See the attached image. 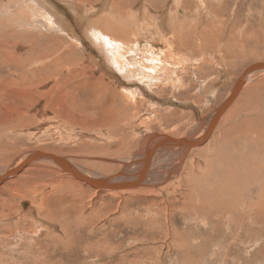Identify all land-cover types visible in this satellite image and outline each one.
Masks as SVG:
<instances>
[{
    "label": "rangeland",
    "instance_id": "rangeland-1",
    "mask_svg": "<svg viewBox=\"0 0 264 264\" xmlns=\"http://www.w3.org/2000/svg\"><path fill=\"white\" fill-rule=\"evenodd\" d=\"M141 1L135 0L131 10L134 11L136 8L135 12L146 15L149 20L156 18V16L157 18L162 16L171 4V1L168 2L169 4H167V1L165 3L163 1L164 5L162 4L163 6L161 5L158 9L145 11ZM195 1L189 0L188 4H192H186L187 7L185 6L186 9L189 8L190 10L193 6L196 7L197 9L192 8L195 12L189 9H187V12L190 14L198 13V19L200 14L201 22L206 19L204 22L209 25L210 20V25L214 24L212 27L216 29H203L204 32L206 31L205 35L203 34L204 39L195 38L193 31H191V37L194 36L192 40L194 39L195 44L193 48L192 44L191 46L188 44L189 47L175 53L192 61L188 64L183 61L180 64L181 66L178 65L176 68L172 65L174 68L170 66L172 68H168L170 71L163 67V70L168 73L164 75V83L160 81L158 83L160 85L157 87L144 88V91L142 90L144 94L140 97L143 101H138L136 104L128 101L133 106L134 113L119 124H114V129L108 123L104 124V121H101L100 124V121H97L98 115L95 116L96 122L94 120L78 121L79 116L74 115V123L68 121L69 126L66 118L69 117V114L63 109L64 106L60 105L63 102L61 97L64 96L65 90L64 92L63 90H55L53 95L42 94L43 96L40 95L43 93L42 91L36 96L39 98H35L38 105H31L25 109L22 95L24 92L27 94L29 90L26 91L27 89L24 90L13 86V84H7L9 87L11 86L10 89L6 85L9 81L8 78H10L9 75L4 74L6 72L0 73L3 78L0 77V90L3 87L5 89V91H0V173L12 168L24 155L42 151L46 153L54 152L53 154L57 153V156L75 160L74 164L78 165L80 170L88 172L92 176H111L116 170L127 169L129 172L125 176L131 178L132 175L138 173V164L126 167L119 161L118 163L101 160L103 158L123 160L139 154L148 135L153 136L154 133L195 138L201 136L199 133L208 125L210 116L216 106L221 104L229 94L234 80L240 76L247 66L256 62H264V0H208L209 3L206 4L207 13L203 10L204 7L200 5L201 0ZM53 4H55V0ZM209 6L213 8L211 9ZM60 8L64 13L66 8L62 6ZM221 14L223 17H219ZM218 22L220 25L224 24L225 26H220ZM193 42L191 41V43ZM145 45L146 43L142 42L138 50L143 52L145 47L149 48V45ZM132 46V48H128V50L131 49L129 52L135 49L134 44ZM152 46L157 56H161L162 59L167 58L166 54H163L166 51L164 45L154 42ZM200 46L202 47L201 50H199ZM192 62L194 63L192 64ZM171 70L174 74L173 78L178 76L183 80V87L178 89L179 86H175L174 83L171 84V80H173L170 76L172 74ZM107 77L120 89L143 88L136 83H130L128 86L118 83L119 81L115 78ZM168 79H170L169 83L167 82ZM48 83V90L54 87L52 82ZM66 84L63 82L60 86L65 87ZM169 84L171 85L169 86ZM210 88L217 89L214 98H211ZM18 89L21 90H19V93ZM11 91H15L14 94ZM16 92L18 95L15 94ZM239 96L228 113L218 122L215 135L226 131L225 128L228 129L235 120H242V126L252 125L259 128L264 126V75L254 76ZM43 106H46L47 109L45 113H41ZM166 109L171 112L187 113L188 118L186 121L184 119L183 122L185 123L175 122L170 125L171 127L166 126L163 121L157 118L158 115L165 113ZM23 111H27V113H23ZM21 112L26 117H35L37 121L33 122V125H27V120L23 118L22 114L18 115ZM66 112L68 115L65 114ZM245 114L250 115V117L246 118ZM17 115L18 117H16ZM47 116L57 117L53 121L55 123L53 127H58L59 123L58 134H64L65 138L61 137L57 140L56 137L53 138L54 135L49 134L51 127L48 126ZM15 118H17L16 122L18 118L21 119L23 124L22 126H15L12 130L10 127L13 126L9 123ZM60 118L63 119L59 120ZM63 122L64 124H61ZM74 125L76 130H73ZM81 127L84 129L82 130ZM80 129L82 132L85 130L87 132L82 133ZM180 129H184V131ZM175 131L177 132L175 133ZM110 133L114 137V141L117 142L107 152H95L98 147L101 148L109 144ZM87 136L93 139L90 137L88 139ZM78 137L82 139L79 140ZM125 137L128 141H132L133 147H128V144L125 143V145L121 144ZM261 139L264 141L263 136H261ZM263 141L262 143H264ZM72 143L76 144L73 145ZM194 154H197V150L188 154L183 168L184 166L188 167L187 163L194 160ZM176 156L177 159L180 155L177 154ZM168 165L163 169H166ZM28 166V168L22 170L21 174L0 185V214L2 213V218H0V264H264V223H259L253 231L254 228L248 226V221H242L238 223L242 227L234 226L230 234H228L227 227H224L223 231L225 233L221 234L222 223L217 224L219 232L204 230L203 219H196L193 215L179 212V208L184 207L187 202L186 199H188L186 196L181 195V192L185 191H183V187H179V182L175 181L174 188L164 189V191H168L167 193H165L166 191L146 190L109 194L104 191H96L84 183L76 184L73 182L69 184L71 179L64 177L65 174L57 169L54 164L40 161L34 164L31 163ZM27 192H29L28 195ZM23 201L31 204L34 209L32 213H22L21 203ZM157 209L158 211H156ZM48 210L52 213L50 218ZM14 216L15 219H13ZM37 217H42L43 222ZM194 225L196 226L194 227ZM29 229L35 232L33 239L28 233ZM198 232L200 233L198 234ZM252 232L255 233V237ZM175 233L183 236L189 244L193 242L194 244H191L194 248H192V251L198 249L195 250L197 253L195 254L193 251V254L191 251L192 256L188 253L182 256L176 251L174 247L175 245L178 247L179 238ZM236 233L241 234V236L238 237ZM204 234L206 236L208 234V237ZM212 234L215 236L214 238ZM212 239H214L213 243ZM207 245L208 249L206 248ZM197 246L198 248H196Z\"/></svg>",
    "mask_w": 264,
    "mask_h": 264
},
{
    "label": "bare ground",
    "instance_id": "bare-ground-1",
    "mask_svg": "<svg viewBox=\"0 0 264 264\" xmlns=\"http://www.w3.org/2000/svg\"><path fill=\"white\" fill-rule=\"evenodd\" d=\"M53 1L54 0H0V73L6 72L4 74L9 75L10 78H8V83L5 82L6 85L13 84V86H16L17 88L24 90L27 89L26 91L29 90L27 94L24 92L22 95L23 106L25 109L31 105H38L36 104L37 99L35 98H39L36 96L42 91L43 93L40 95H53L55 90H63V92L65 90V93L63 94L64 96L61 97L63 102H61L62 104L60 105L62 107L64 106L63 109L68 112L69 117H66L67 122L69 121L71 123H74V115L79 116L78 121L83 122L90 120L95 121V116L98 115L97 121H100V124L101 121H104V124L108 123V125L114 129V124H119L123 120H126L127 117H130V114L134 113L133 106L129 104L128 101L135 104L138 101H143L140 99L142 94H144L143 89L157 87L160 85L158 84L160 81H162L161 83H164V75L168 74L166 73V70L170 66L173 65L176 68L183 61H186L187 64L192 61L191 59L184 58L183 55H176V51L186 49L189 47L188 44L190 46L192 44L193 48V45L195 44L193 42L194 39L192 40V38L195 36V38L204 39L203 34L206 31L204 32L203 29H216L212 27L214 24L212 26L210 25V20L208 23L209 25L204 22L206 19H204V23L201 22L200 14L198 19V13L190 14L187 12V9L189 8L186 9L185 6L187 7L186 4H188L189 0H142L141 2L143 3L145 11L158 9L163 4V1L164 3L167 1V4L171 1L172 5L170 4V6H168V9L165 10V13H163L162 16H159L158 18L156 16V18L150 20L146 15L135 12L136 8L134 11L131 10L135 0H55V4H53ZM200 2L202 3H200V5L204 7L203 10L206 11L208 0H201ZM61 6L66 8L64 13L60 8ZM192 8L197 9L194 6ZM192 12H195V10H192ZM214 14L212 15L213 18ZM220 16H222V14L219 15V17ZM191 31H193V37H191ZM191 41L193 43H191ZM142 42L146 43L147 46L149 45V48L145 47L143 52L138 50L139 45ZM154 42L165 46L166 51L163 54H166V59H162L161 56H157L154 53V47L152 46ZM133 44L135 49L129 52L131 49L128 50V48H132ZM201 48L202 47L200 46L199 50H201ZM179 57L181 58L179 59ZM193 63L194 62H192V64ZM260 63L264 62H256L247 66L240 76L234 80L229 94L221 104L216 106L214 112L210 116L208 125L204 129L201 128L202 130L199 133L201 136L198 138L154 133L155 135L153 134V136L148 135L139 154L130 158H124L123 160H112L109 158H103L101 160L106 162L119 161L126 167L138 164L139 171L137 174L135 173L136 175H132L131 178H126L125 176L127 175V172H129L127 169L116 170L111 176H92L88 174V172L80 170V167L74 164L76 162L75 160L63 158L64 156H57V153L53 154L54 152L46 153L35 151L24 155L12 168L0 173V185L21 174L22 170L28 165H31V163L34 164L40 161L54 164L57 169H60L61 172L65 174L64 177H69V179H71L69 184H72L73 182L76 184L84 183L96 191H104L109 194L146 190H159L165 192L168 187L174 188L176 181L179 182L180 188H184L183 191L185 192H181V195L188 198L186 199L187 202L185 203V208H179V212L193 215L196 219H203L202 224L205 226L204 230H208L209 232H219L217 224L222 223V228L220 229L221 234L225 233L223 231L224 227H227V230L229 231L228 234H230L234 226L242 227L241 224H238L239 222L248 221V226L254 228L253 231H255V227L259 223H264V143H262L263 138L261 139V136L264 137V129H262L264 126L262 128L252 125L242 126V120H235L236 122L229 123L230 126L228 125V129L225 128L226 131H223L221 134H215L218 129V122L232 108L233 104L240 97L239 95L244 91L247 83L256 75H264V71H261V69H255L244 76L246 70L248 71L249 68ZM163 67L166 68V70H163ZM100 71H103V74ZM171 73L170 76H172L173 79L171 80V84L174 83L175 86H179L178 89L183 87V80L178 76L173 78V71ZM107 76L112 77V79H117L119 81L118 83L128 86L130 83H136L143 88L139 87L141 90L133 88L120 89L115 86ZM62 81L65 84L67 83L65 87L60 86L61 83H63ZM48 82L54 84V87L49 90ZM167 82L169 83L170 79H168ZM171 84H169V86ZM3 88L0 91H5ZM9 88L11 89V86ZM210 89L209 92L211 93V98H214L217 89ZM19 90L20 89L17 90L18 93ZM14 92L11 91L13 94ZM15 94H17V92ZM225 104H227L226 107H224ZM222 107H224L223 110L221 109ZM46 110V106H43L41 113H45ZM166 110L165 113L163 112L161 115L157 116V118H159L160 121H163L166 126H170L175 122L182 123L184 119L186 121L188 118L187 113L184 114L180 111L171 112L170 110L166 112ZM27 111H23V113H27ZM61 111L59 112L61 113ZM62 112L64 113V111ZM67 112L65 113L66 115H68ZM19 114H22V112L18 113V115ZM18 115L16 117H18ZM213 115H215L217 120L214 125L209 128V123ZM22 116L27 120V125H33V122L37 121L35 117H26L24 114H22ZM245 116L246 118L250 117V115L247 116L246 114ZM57 117L59 118L58 115ZM56 118L54 116L48 117L47 122L48 126L51 127L49 129L51 130L49 134L54 135L53 138L56 137L57 140H59L61 137L65 138V136H63L64 134H58L59 130H57V128L60 125L59 123L58 127H53V125H55L53 121L56 120ZM16 119L17 118L14 120L12 119L9 123L13 126L10 127L12 130H14L13 128H15V126H22L23 124L21 119L18 118L17 122L15 121ZM61 119L63 118H60L59 120ZM61 124H64V122ZM65 127L67 128V125ZM73 127L74 130L76 126L74 125ZM83 129L84 128H82V130ZM181 131H184V129ZM176 132L177 131H175V133ZM89 137L87 136L86 138L89 139ZM78 138L79 140L82 139L80 137ZM75 140L77 141V139ZM116 142L117 141H114V137H112L110 133L109 144L107 146H102L101 148H94L95 152H107ZM121 142V144H128V147L134 146L131 140L128 141L127 137ZM194 150H197V154H194V160L187 163L188 167L184 166L183 168L184 161L188 154L193 153ZM35 154H44V156H39L37 160L31 162V157ZM177 154L180 156L176 159L175 156ZM167 164L169 165L166 169H163ZM92 181L105 182L109 186H98L93 184ZM57 188L59 187L57 186ZM164 189L166 190L164 191ZM167 192L168 191L165 193ZM28 194L29 192H27V195ZM167 206L168 205L166 204V207ZM21 211L22 213H32L34 209L29 202L23 201L21 203ZM156 211H158V209ZM38 215L40 216L39 213ZM48 216L49 218L52 216V213L49 210ZM0 218H2V213L0 214ZM15 218L16 217L14 216L13 219ZM41 218L37 217V219L43 222V219ZM195 226L196 225H194V227ZM29 230L28 233L33 239L35 232L31 231V229ZM199 233L200 232H198V234ZM175 235L178 236L179 240L178 247L175 245L174 248H176L175 250L182 256L198 250L195 249L192 251L193 245L191 244L193 242L189 244V242L180 234L178 235L175 233ZM236 235L238 237L241 236L239 233H236ZM252 235L255 237L254 232H252ZM204 236L206 235L204 234ZM206 237H208V234ZM214 237L215 236H213V238ZM213 240L214 239H212V243ZM196 248H198V246ZM206 248L208 249V245ZM206 248L204 249L206 250ZM196 253L197 252H195V254ZM188 257L190 256L188 255Z\"/></svg>",
    "mask_w": 264,
    "mask_h": 264
},
{
    "label": "water",
    "instance_id": "water-1",
    "mask_svg": "<svg viewBox=\"0 0 264 264\" xmlns=\"http://www.w3.org/2000/svg\"><path fill=\"white\" fill-rule=\"evenodd\" d=\"M263 68H264V63H260L258 65L252 66L251 68H249L248 71L247 70L245 71L244 76L247 75V73H249V72H251V71H253L255 69H261V71H264ZM226 106H227V104L224 105V107H226ZM224 107H222L221 109L223 110ZM213 116H212V119H211V121L209 123V125H210L209 128H211L214 125V123L216 122V120H217L216 117H215V115H213ZM39 156L42 157V156H44V154H35L34 156L31 157V160L30 161L32 162V161L37 160V158H39ZM45 157H47V156H45ZM88 181H90V180H88ZM92 182H93V184L98 185V186L99 185L109 186L105 182H98V181H92Z\"/></svg>",
    "mask_w": 264,
    "mask_h": 264
}]
</instances>
